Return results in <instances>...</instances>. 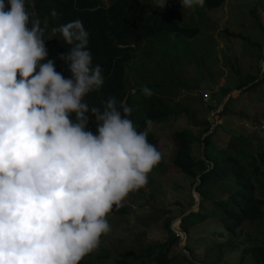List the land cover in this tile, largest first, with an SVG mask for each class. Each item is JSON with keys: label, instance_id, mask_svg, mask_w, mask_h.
Instances as JSON below:
<instances>
[{"label": "clouds", "instance_id": "obj_1", "mask_svg": "<svg viewBox=\"0 0 264 264\" xmlns=\"http://www.w3.org/2000/svg\"><path fill=\"white\" fill-rule=\"evenodd\" d=\"M155 3L153 14L169 6L164 8L167 0ZM180 3L193 9L204 0ZM51 15H57L54 9ZM44 32L26 0H0V264H80L111 231L107 217L113 207L145 187L162 159L148 141L151 119L138 131L125 102H85L104 77L102 67L93 65L82 21L53 29L70 46L59 57L68 78L47 59ZM141 92L152 95L147 86ZM90 115L95 134L87 128ZM188 213L176 219L178 229Z\"/></svg>", "mask_w": 264, "mask_h": 264}, {"label": "trees", "instance_id": "obj_2", "mask_svg": "<svg viewBox=\"0 0 264 264\" xmlns=\"http://www.w3.org/2000/svg\"><path fill=\"white\" fill-rule=\"evenodd\" d=\"M151 1L111 0L105 5L104 0H26V6L30 12H35L41 21V27L45 28L47 59L55 61L56 71L62 73L65 78L70 76L68 66L59 57L66 54L70 46L63 41L61 34L53 32V29L76 19L82 21L89 33L88 49L92 55L93 65L98 64L102 67L104 77L102 87L90 92L84 98L85 102L89 107H102V103L109 97L117 100V106L119 102H125L133 109L129 118L138 131H143L147 127L148 119L152 120L148 141L158 149V139L153 126L174 118L175 116L171 115L179 114L177 108L179 106L184 107V111L187 110L184 105L174 102L179 92L189 85L188 78L181 69L178 55L181 50H186L187 40L152 39H157L156 35L191 39L198 34V28L178 22V17L180 19L183 17L177 15L178 4L176 7L169 5L164 11L153 14L151 12L158 7ZM224 1L204 0L201 7L197 5L193 9L198 7L196 11L202 16L219 8ZM33 3L34 8L31 6ZM53 9L57 13L56 16L51 15ZM238 37L247 41L242 36ZM128 71L137 72L132 82L128 80ZM234 74L236 75L234 88L228 86L220 89L222 100L233 90H240L243 94L256 92L261 83L264 87V76L259 77L260 71L255 75H249L247 72ZM143 86L152 90L151 96H145L141 92ZM236 100L228 98L219 114L228 116L231 113L230 103ZM202 104L204 105L203 102ZM185 116L193 127L200 128V132L195 135L184 128L172 133L176 148L172 157L173 165L181 173L192 178L194 183L198 178L195 189L200 194L206 189H220L214 205L219 209V219L226 225L228 233L232 232L235 226H241L243 229L246 223L264 221V199L256 197L253 182L254 177L263 175L261 167L264 165V151L255 152L258 144L256 147L248 145V140L244 138L240 140L237 150L233 148L234 154L226 147H215L212 138L218 126L215 127V132H211V122L207 118L196 119L194 110L190 114L187 110ZM87 128L96 133L95 118L91 115ZM199 145L202 155L197 157L195 149ZM244 147L255 155L245 153ZM230 149L232 151V147ZM259 149L261 150V146ZM125 211L121 208L112 210L119 213ZM191 215L192 212L181 221V228L186 232L185 219ZM210 215L209 212L206 213L207 217ZM176 226L178 227V224ZM166 230L171 236L163 243L149 246L143 255H135L131 250L119 252L114 264H134L138 259H145L153 264H173L176 258H170L169 253L178 237L171 230L169 221L166 223ZM263 236L264 233L261 234L260 241L257 237H250L246 243H241V255H248L254 264H264ZM92 256H95L94 260H91ZM109 257V254L103 257L92 252L85 256L80 264H103ZM189 262L187 263L192 264Z\"/></svg>", "mask_w": 264, "mask_h": 264}, {"label": "rangeland", "instance_id": "obj_3", "mask_svg": "<svg viewBox=\"0 0 264 264\" xmlns=\"http://www.w3.org/2000/svg\"><path fill=\"white\" fill-rule=\"evenodd\" d=\"M110 1L104 0V4L108 5ZM151 2L156 5L155 0ZM168 4L173 7L179 5L177 15H183L181 19L178 17L180 24L198 28V34L191 39L170 35H156L157 39H153L187 40L186 50H181L178 55L189 85L179 92L175 104L184 105L189 114L194 110L196 119L207 118L214 127L218 126L216 132L215 128L213 130L212 143L215 147H226L234 154L233 148L237 150L240 140L244 138L248 140V145L256 147L258 144L255 152L264 151L263 83L256 92L241 94L240 90L231 91L228 97L237 99L230 103L231 113L228 116L219 114L224 100L228 99L222 100L220 89L228 86L234 88V73L255 75L260 71L259 77L264 76V0H225L219 8L202 16L192 8H182L180 0H167L164 8ZM127 73L130 82L137 76L135 71ZM177 108L179 114L171 115L174 118L153 126L162 153L161 161L149 173L147 185L130 192L125 198L119 208L126 211H111L108 214L111 231L101 236L99 246L93 252L103 257L109 254L110 257L103 264H114L118 253L127 250L135 255H143L149 246L163 243L171 236L166 230L168 221L171 228L178 229L176 225L179 221L176 219L181 218L183 213L192 212L185 219L187 242L181 245L178 240L169 253L170 258H176L173 264H188L189 261L192 264H254L248 255H241V243H246L250 237H257L260 241L264 221L246 223L243 229L235 226L228 233L226 225L219 219V209L214 205L220 189H206L201 194L198 192L200 203V200H195L198 198L193 192L198 178L194 183L172 163L176 149L172 133L184 128L195 135L200 132V128L193 127L185 116L187 110L184 111L182 106ZM200 149V145L195 149L197 157L200 156ZM261 169L263 176L254 177L253 182L256 197L264 199V165ZM113 209L116 210V206ZM207 212L211 214L209 217L206 216ZM185 244L189 250L187 254L180 247ZM94 259L95 256H92L91 260ZM134 264L153 263L138 259Z\"/></svg>", "mask_w": 264, "mask_h": 264}, {"label": "water", "instance_id": "obj_4", "mask_svg": "<svg viewBox=\"0 0 264 264\" xmlns=\"http://www.w3.org/2000/svg\"><path fill=\"white\" fill-rule=\"evenodd\" d=\"M194 193H195V196H196V191L194 190ZM197 198H198V194H197V196H196ZM189 214V213H188ZM187 215V214H186ZM179 222H180V220H178ZM172 230H174L175 232H178L179 234H180V244L182 245L183 243H185V233L182 231V230H180V229H174V227H172ZM181 248L183 247V246H180ZM183 249V251L185 252V253H187L188 251L185 249V248H182Z\"/></svg>", "mask_w": 264, "mask_h": 264}]
</instances>
